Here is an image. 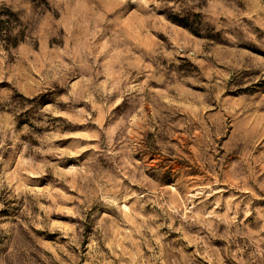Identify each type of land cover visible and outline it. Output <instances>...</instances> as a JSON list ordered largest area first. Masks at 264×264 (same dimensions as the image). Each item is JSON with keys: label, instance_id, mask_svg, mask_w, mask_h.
<instances>
[{"label": "clouds", "instance_id": "clouds-1", "mask_svg": "<svg viewBox=\"0 0 264 264\" xmlns=\"http://www.w3.org/2000/svg\"><path fill=\"white\" fill-rule=\"evenodd\" d=\"M175 35L186 48L172 43ZM248 43L264 49V0H0V163L16 149L15 134L8 135L16 116L28 121L24 130L51 116L96 125L89 133L95 143L34 149L92 154V171L73 166L64 181L78 195L58 193L60 206L70 204L80 222L73 226L78 251L54 248L31 232L48 225L25 202L27 221L0 223V264H50L47 252L60 264H264V214L247 224L233 216L221 231L223 216L187 208L191 189L182 201L176 188L161 189L148 174L147 157L163 150L158 137L179 126L166 131L165 113L181 103L202 112L217 95L189 87L199 80L181 57L196 47L207 56L220 49L264 68V55L249 51ZM256 95V106L264 104V92ZM148 132L156 138L149 140ZM68 137L85 139L80 132L62 138ZM168 155L163 151L160 159ZM5 184L0 179V190ZM213 239L227 243L215 247Z\"/></svg>", "mask_w": 264, "mask_h": 264}, {"label": "rangeland", "instance_id": "rangeland-1", "mask_svg": "<svg viewBox=\"0 0 264 264\" xmlns=\"http://www.w3.org/2000/svg\"><path fill=\"white\" fill-rule=\"evenodd\" d=\"M170 40L181 48L187 47V42L181 41L179 35L170 37ZM244 47L264 55V49L254 43ZM205 51L199 47L191 49L181 57L182 64L199 80V84L189 87L195 92L212 91L217 95L202 112L196 105L181 103L173 112L165 113L169 117L164 125L166 131L177 122L179 126L170 128L172 134L158 137L163 140V150L158 148L156 153L147 157L150 164L148 174L161 189L176 188L182 201L191 189L187 208L223 216L224 224L220 228L224 231L233 216L236 224L241 221L247 224L253 217L264 214V191H261L264 185V104L256 106L261 99L256 93L264 92V68L250 64L243 53L217 49L215 56H207ZM229 59H232L231 64L227 63ZM169 103L174 101L169 98ZM246 104L253 106L245 108ZM12 123L14 127L8 135L15 134L17 143L15 150L10 148L5 152L4 163H0V179L6 181L0 190V202L5 205L0 209V223L16 224L18 218L27 221L21 215L22 206L27 202L33 214H38L48 225L44 228L30 226L31 232L54 248L60 245L69 252L78 251L74 246L76 233L73 226L80 222L74 218L70 204L66 208L60 206L63 197L58 193L78 195L64 181L73 166L78 170L92 171L89 160L92 154L71 155L65 151L44 154L34 149H73L77 143H95L89 133L96 125L82 119L68 121L60 116H51L48 121L40 123L33 121L28 130L22 128L28 123L22 116H16ZM68 132H80L85 139L62 138ZM146 136L149 140L156 138L151 132ZM25 147L27 151H24ZM163 151L169 155L160 159ZM134 159L141 157L137 154ZM112 166L115 167V163ZM79 175V171L72 173L71 179L75 182ZM37 203L39 207H36ZM247 211H251L252 216L245 219ZM250 227L255 230L254 225ZM85 231L91 232V228ZM237 241L246 242L239 238ZM87 243L85 235L81 251H86ZM211 243L223 247L227 242L213 239ZM57 254L63 260L68 259L63 252ZM46 255L50 264H60L52 252Z\"/></svg>", "mask_w": 264, "mask_h": 264}]
</instances>
